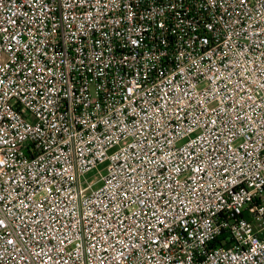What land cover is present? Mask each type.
I'll return each mask as SVG.
<instances>
[{
  "label": "built area",
  "instance_id": "2783aa9c",
  "mask_svg": "<svg viewBox=\"0 0 264 264\" xmlns=\"http://www.w3.org/2000/svg\"><path fill=\"white\" fill-rule=\"evenodd\" d=\"M0 264H264V0H0Z\"/></svg>",
  "mask_w": 264,
  "mask_h": 264
},
{
  "label": "rangeland",
  "instance_id": "374dc122",
  "mask_svg": "<svg viewBox=\"0 0 264 264\" xmlns=\"http://www.w3.org/2000/svg\"><path fill=\"white\" fill-rule=\"evenodd\" d=\"M99 169H103V166L99 167ZM97 173H98V170H94L93 172H91V173L86 175V179L96 178L97 177Z\"/></svg>",
  "mask_w": 264,
  "mask_h": 264
}]
</instances>
